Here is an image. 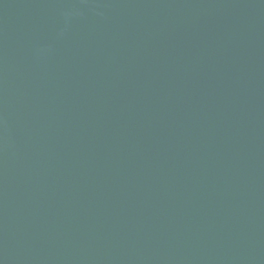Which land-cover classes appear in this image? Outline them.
I'll return each mask as SVG.
<instances>
[{"label":"water","instance_id":"95a60500","mask_svg":"<svg viewBox=\"0 0 264 264\" xmlns=\"http://www.w3.org/2000/svg\"><path fill=\"white\" fill-rule=\"evenodd\" d=\"M0 264H264V0H0Z\"/></svg>","mask_w":264,"mask_h":264}]
</instances>
